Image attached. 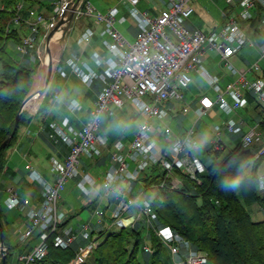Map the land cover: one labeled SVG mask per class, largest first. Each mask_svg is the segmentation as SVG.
Returning a JSON list of instances; mask_svg holds the SVG:
<instances>
[{"label":"built area","instance_id":"built-area-1","mask_svg":"<svg viewBox=\"0 0 264 264\" xmlns=\"http://www.w3.org/2000/svg\"><path fill=\"white\" fill-rule=\"evenodd\" d=\"M71 1L56 0L49 18L33 7L26 8L23 13V2L18 1L13 15L6 23V32L22 25L27 27V32L21 36L20 41L12 39L5 45L13 43L22 60L29 64L35 63L44 55L48 33L67 14ZM120 1L127 4V11L137 26L132 41L118 28L124 20L119 15L118 7L112 6L102 12L90 0H80L74 11L78 13L83 7L84 15L93 17L102 24V33L110 38L105 43L108 55L89 46L87 60H83L73 50L63 57V63L56 68L57 74L66 76L64 65L68 66L86 86L90 87L98 81L101 87L96 92L88 117L81 127L74 126L67 117L62 118L61 113L57 115L58 118L61 117L59 124L55 121L48 123L51 129L49 139L56 145L62 141L67 152L63 160L51 163L49 172L53 175L52 182L38 181L40 199L37 205H31L32 188H28L25 195L20 197L11 182L7 183L3 178L1 180L0 192L7 193L4 203L16 207L23 217L21 224L7 227L9 246L14 248L10 264H31L44 257L51 233L54 234V246L73 249V264L83 263L91 256L100 242L93 234L94 228L98 227L91 220H85L77 233L70 228L59 231L60 225L67 218L59 204L61 191L65 189L69 179L76 178L80 186L91 187L100 200H106L103 207L98 206L94 210L97 225L105 217L109 219L110 225L119 228H137L142 223L146 230H153L169 251L174 264H208L204 255L195 249L182 252L185 241L169 226H156L155 212L144 197L138 179L149 166L158 165L166 172L171 188H178L181 181L175 170L197 182L199 175L206 171L207 163L197 154L200 145L197 141L196 121L180 132H175L166 124L156 128L153 123L154 119L168 118L174 102L181 104L178 110L182 116L193 111L196 119H200L215 104L226 114L235 113L248 104L246 94H249L262 105L264 111V67L259 64L260 59L264 61V43L258 46L260 59L248 67L238 68L232 59L239 49L247 43H253L251 40L247 41L246 30L253 16L252 9L256 5L261 6V23L264 27V0H239L240 9L229 13L222 9L220 26L208 34L188 25L187 19L194 11V0H163V6L154 9V13L140 10L137 7L140 0ZM225 1L233 3V0ZM2 7L3 4H0V8ZM239 19L248 23L241 26ZM68 29L61 30L60 37L53 40V44L61 41ZM93 35L94 30L88 27L82 32L80 41L88 46ZM208 52L217 54L218 65L223 67V73L234 76L224 87L220 85V77L210 73L203 64ZM193 72L203 78L213 92V97L204 94L193 101L185 99L183 89L191 83ZM54 96L59 99L58 92ZM126 102L131 103L141 120L126 148L121 140H116L110 146L107 138L100 132L102 116L110 106L122 108ZM66 107L72 113L82 109L81 103L75 98H70ZM261 123L264 124V118L259 119L256 126H248L241 132L236 145L248 148L260 141ZM245 125L242 117H230L222 123H215L210 128L206 150L209 153L224 150L226 145L223 137L235 134ZM43 131L44 128L41 127L40 132ZM157 133L164 140V150L154 138ZM93 153L98 156L103 154L108 158L104 174L99 179L90 178L81 171V157ZM263 153L264 147L258 154ZM135 183L140 186L138 194L133 193ZM263 185L260 178L258 186L262 188ZM78 240L83 243L78 245ZM3 249L7 254V247L3 246ZM142 252L150 256L153 249L144 242ZM2 255L0 252V261Z\"/></svg>","mask_w":264,"mask_h":264},{"label":"trees","instance_id":"trees-1","mask_svg":"<svg viewBox=\"0 0 264 264\" xmlns=\"http://www.w3.org/2000/svg\"><path fill=\"white\" fill-rule=\"evenodd\" d=\"M18 1L0 0V4H3L0 8V144L11 133L21 104L42 87L47 72L43 56L34 64H29L12 56L6 49V42L21 39L17 29L7 33L5 28ZM231 5L227 3L225 6L227 13L234 10ZM256 9L260 12L261 6L256 5ZM260 16V13L253 14L249 20L248 29L254 33L263 27ZM60 34L61 30L55 33L54 41L58 40ZM61 51V46L50 45L51 75L61 60ZM41 95L25 103L9 144L0 149V185L5 151L18 139L19 128L32 119V111ZM246 95L248 105L255 102V109L261 106L259 114L264 118L262 105L249 94ZM260 149L256 144L248 148L236 145L222 158L221 151L212 152L206 171L199 175V182L175 170L181 181L178 188H171L166 172L158 165L143 172L138 181L144 197L155 212L156 226H169L183 241L189 242L197 252L203 254L208 264H264V219L253 220L249 211L250 206L257 205L252 215L260 211L264 214V192L257 189L258 168L264 160V153L258 154ZM236 177H239V182L233 187L231 182ZM0 221L3 244L8 249L5 263L10 264L14 248L9 246L1 205ZM53 235L51 233L49 236L46 255L31 264H73V249L54 246ZM97 237L99 244L91 256L80 264H174L169 251L153 230H146L142 223L137 228L104 229L97 233ZM144 242L152 247L153 252L147 260L142 261L138 255ZM164 250L169 254L168 259Z\"/></svg>","mask_w":264,"mask_h":264},{"label":"crops","instance_id":"crops-1","mask_svg":"<svg viewBox=\"0 0 264 264\" xmlns=\"http://www.w3.org/2000/svg\"><path fill=\"white\" fill-rule=\"evenodd\" d=\"M21 1L23 2V9H22L23 13L26 12L25 11L26 8L33 7V8H36L37 11L41 13L44 17L49 18L52 14V8L56 0H21ZM142 1L143 0L139 1L137 7L140 10H148L151 13H154V9H158L163 6V3H162L163 0H146V4L143 5L142 8H140L139 4ZM238 1L239 0H233V3L231 5V6H234L233 9H235V7L236 8L239 7L240 9ZM112 6L118 7L119 15L124 18V20L119 24V25H122L121 32L125 36L130 35L133 38L136 32L137 26L127 11V4L121 2L120 0H117L115 4L104 8V10H100V9L99 10L102 12H105L109 7H112ZM80 9H82V7ZM80 9L78 13H83V12H80ZM252 12L253 14H256V15L260 13L261 14L260 17H262L263 15L262 9L260 12H257L256 6L252 9ZM187 22L190 27L198 28L202 30L199 25H197L192 19H190V17L187 19ZM88 27L89 28L91 27L94 30V35L90 41V44L88 46H85V43L80 41V36L82 32ZM17 28H18L17 31L20 36H22L25 32H27V27L25 25H22L21 27H17ZM70 32H71V28L69 26V29L67 33L65 34V36L63 37V39L59 41L58 43H54V45L56 46H61V49H62L61 60L58 63V65L62 64L63 57L73 50L77 51V53L83 60H87L88 55L86 52L89 46H91L96 51L102 53L103 55H108V51H107L105 43L110 41V38L106 34L102 33V24L98 23L93 17H86L85 24L81 28L75 29L72 35H70ZM251 41H253L252 44L247 43L246 45L250 46L252 50L254 49L255 51L259 53L258 46L264 43V35H262L260 32L255 33V39ZM241 49H239V51ZM210 53L205 54L204 61H206L210 57L209 56ZM214 54L217 55L216 53ZM16 58L22 60L21 57H19V55ZM232 59H233L235 66L238 68H245V67H248L251 63H253L252 61L250 62L247 58H244V57L240 58L237 54L234 57H232ZM30 64H34V63H30ZM56 68H55L54 73L50 77V81L47 85L45 92L39 97L32 111V115H33L32 119L19 128L18 139L12 146H10L5 151V164L3 167L2 178L7 183L9 182L12 183L14 190L17 192V194L20 197L25 195V192L28 188H32L33 189L32 196H31L32 206L37 205L40 199V196L38 193V189H39L38 181L46 180L48 182H52L53 175L49 172V167L51 163L56 162V160L57 161L63 160L67 152V148L65 144L62 143V141H59L56 145L52 143V141L49 139L48 134L51 131V129L48 126V123L55 121V123L59 124L61 121V117L58 118L57 115L58 113H61L62 118L67 117L74 126H76L77 128L81 127L82 124L85 123L88 117V111L92 107L96 92L101 87V84L98 81L94 82L92 86L90 87L86 86L85 84L81 82L79 77L75 75L74 72H72V70L68 66L64 65L66 76H60L59 74H57ZM206 69L210 73L220 77L221 82H225V84L234 78L233 75L225 74L222 71L212 72L207 67ZM195 74L196 73H193L192 75H195ZM248 76L252 77V75H248ZM71 78H75V80L79 82L80 89L77 88L76 85H72ZM205 85L207 86V84ZM207 88L209 89L208 86ZM55 92L59 93V99H57L54 96ZM211 93L213 92L211 91ZM207 96L211 97L209 95ZM70 98L77 99L82 105V109L78 111L77 113L70 112L66 107L67 101ZM185 99H186V95H185ZM126 104L130 105L131 108L135 110L130 102H126L124 106ZM179 107H181V104L174 102L173 108L170 110V116L163 120L154 119L153 123L155 124L156 128H160L166 124L170 126L174 131L176 129L175 132H180L183 129L191 126L193 122L196 121V126H198V128L200 129V130H197L199 133L197 136V141L200 145V149L198 150L197 154L207 164L210 161V155L208 154L209 151L206 150L207 140H204L201 138L203 136H209L211 126H213L215 123H222L223 121H225L226 119L230 117L232 118L242 117L246 125L243 126L242 129L241 128L238 129V131L233 135L227 134L228 136L233 137L232 139L234 140V142H236L235 143V146H236L237 141L241 135V132H244L248 126H253V127L256 126V124L258 123V120L262 118L259 114V108L261 106L258 109H255L254 107H252V105H248L243 108L244 109L243 112L242 111L239 112L240 110H237L235 113L226 114L220 111L217 105L215 104L208 110L207 114H205V116L207 117V121L204 127L207 126L208 129L202 130L201 129L202 124L200 122V119L204 115L200 119H196L194 112L190 111L193 113L195 118L191 121V124L189 126H186L183 123V118L185 116H182L179 113V110H178ZM108 110L105 111L106 114ZM232 114H234L235 117L231 116ZM104 115L102 116L100 132L107 138L110 146H112V144L116 140H121L124 148H126L132 136L135 133L136 125L141 120V117L137 114L140 117V119L135 122V125L133 126L131 130L132 131L131 135L126 136L125 128L127 127V125L125 124L126 122L124 120V117H121L120 115H112L110 118H108L106 117V115L105 116ZM246 115H249V117L251 116V118L249 117L246 118ZM41 127L44 128L43 132H40ZM259 129L263 130L264 124L259 125ZM263 136H264V132H261V140L255 143L260 148L264 147V140L262 139ZM154 138L156 139L158 145L164 150L165 143H164L162 136L159 133H157ZM200 141H204L203 146L201 145ZM107 163H108V158L106 155L101 154L100 156H98L97 154H94V153L91 155H84L81 157L82 174L87 173L90 178L99 179L103 176ZM258 172L264 173V161L258 168ZM71 181H72L71 189H73V191L75 190V197L73 198L71 203H65L62 195L60 197L59 204L62 207L63 211L65 212L67 218L65 221L66 223L62 227L59 228V231H61L62 228H70L72 232L77 233L81 224L85 220H91L92 224L98 227V229L94 228L93 234L95 237L97 236V233L99 231L106 229L105 228L106 226L104 224L105 218L102 219L99 225L96 224L95 222L96 219L94 217V210L98 206L103 207L105 205L106 200L104 199L100 200L97 192L93 189H90L91 187L80 186L78 184L77 178L71 179ZM133 186H134L133 193L138 194L139 188H140L139 184L135 183V185ZM3 194L6 195L5 196L6 198L7 193L0 192V205H1L3 223L5 225V228H7L9 225L17 226L21 224L23 220L22 214L18 211L16 207L7 206L4 203V201H2ZM12 210L15 213V220L12 222H9L8 216H9L10 211ZM79 213H80V217L78 215ZM74 216H77L76 222H73L69 224V226H67V222L71 220V218H74ZM82 243H83L82 240H78V245Z\"/></svg>","mask_w":264,"mask_h":264},{"label":"rangeland","instance_id":"rangeland-1","mask_svg":"<svg viewBox=\"0 0 264 264\" xmlns=\"http://www.w3.org/2000/svg\"><path fill=\"white\" fill-rule=\"evenodd\" d=\"M116 1L117 0H90V2L100 10H104V8L115 4ZM145 4H146V0H143L139 4V7L142 8V6ZM226 5H227V3L225 0H194L193 1L194 12H193V14H191L190 19H192L197 25H199L204 33L208 34L210 31L215 30L220 26V23L222 21V12H221L222 9L224 11L228 12V8L227 7L225 8ZM235 10L238 11L239 7L238 8L235 7ZM80 12H84L83 7H82V9H80ZM86 17H88V16L84 15L83 13H77V12L74 13L73 18H72L71 23H70V28H71L70 35H72V33L75 29L81 28L85 24V18ZM238 23L241 26H244L246 23H248V21H242L239 19ZM118 28L121 31L122 25H118ZM258 31L262 35H264V28L259 27ZM246 36H247V41L255 39V33L253 32L252 29L247 30ZM126 38L129 41H132V37L130 35H126ZM6 49L9 51V53L12 56L18 57V54L13 47V43L12 44L7 43ZM208 53H210V52H208ZM237 55L240 58H243V57L247 58L250 62L251 61L254 62V61H257L260 59V54L257 51H255L254 49L252 50V48H250V46H248V45L243 46V48L237 53ZM209 56L210 57L206 61H204L203 64L212 72L222 71L221 68H223V67L218 65L219 57L217 55H215L213 52H211L209 54ZM259 64L261 67H264V61L263 60H259ZM193 73H195V72H193ZM193 73H191V78H192L191 83L189 84V86L187 88L183 89V92L186 95V99L191 101L193 99L199 98L204 93L213 97V93H211V91H209V89L205 85L206 84L205 81L201 78V76L197 73L195 75H192ZM71 82H72V85H76L77 88L80 89V84L77 80H75V78H71ZM220 85H221V87H224L225 82H220ZM204 87H206V88H204ZM254 103H252L250 105H252V107H253ZM246 106H248V104ZM239 110H240L239 112L244 111L243 108H241ZM105 115L108 118H110L112 115H120L121 117H124V120L126 122L125 124L127 125V127L125 128V135L126 136L131 135V133H132L131 130H132L133 126L135 125V122L140 119V117L137 115V112L135 110H133V108H131V106L128 104H126L122 109L117 108L115 106H110V109L108 110L107 114L105 113ZM231 116L235 117L234 114H232ZM248 117H249V115H246V118H248ZM194 118H195V116L193 115L192 112H190L188 115H186L183 118V123L186 126H189L191 124V121ZM249 118H251V116ZM206 121H207V117L204 115L200 119V122L202 124L201 125L202 130L208 129L207 126L204 127V125L206 124ZM196 127H197V130H200L198 128V126H196ZM263 130L261 129L259 131L264 132ZM175 131H176V129H175ZM208 137L209 136H203L201 139L207 140ZM263 137H262V139L264 140ZM232 138L233 137H230L228 135H226L224 137L223 140L226 143V148L220 152V158H222L225 153H227L229 150H231L235 146L236 142H234V140ZM200 142H201V145L203 146L204 141H200ZM208 154L210 155V157H212V154H210V153H208ZM155 166L156 165L149 166V168L146 171L150 170L151 167H155ZM260 178L263 180V183H264V173L258 172V180ZM71 188H72V181H71V179H69V181H67V183L65 185V189L61 191V195L64 198L65 203H71L73 198L75 197V190L73 191V189H71ZM257 189L259 192H264V185L262 188H260L257 185ZM5 196H6L5 194L2 195V201H4ZM256 207H257V205H252L249 207V211L251 212V216H252L253 220H263L264 214L261 211L257 214L255 213L252 215V212H253L254 208H256ZM78 215L80 217V213ZM14 220H15V213L12 210L9 213L8 221L12 222ZM76 220H77V216H74V218H71V220H69L67 222V226H69V224H71L73 222H76ZM104 224L106 226L105 228L107 231L115 230L117 228L114 225H110V221L108 220L107 217H105V219H104ZM12 226L13 225H9L8 227H12ZM188 249H195V248L189 242L185 241L182 252L185 253V251ZM164 255L168 259L169 254L167 253L166 250H164ZM138 257L142 261L148 259V256L144 255L142 251L139 252Z\"/></svg>","mask_w":264,"mask_h":264},{"label":"water","instance_id":"water-1","mask_svg":"<svg viewBox=\"0 0 264 264\" xmlns=\"http://www.w3.org/2000/svg\"><path fill=\"white\" fill-rule=\"evenodd\" d=\"M79 2H80V0H72L70 2V4H69V8L67 10V14L63 15V17L57 21V23L54 26V28L48 33L46 41H45L44 55H43V63L47 66V72H46L44 83H43L42 87L38 91L34 92L29 97H27L23 101V103L21 104V106H20V108L18 110V113L15 116L12 131L9 134V136L0 144V149L5 148L9 144V141H10L11 137L13 136V134H14V132L16 130V127L18 125L19 114H20L21 110L23 109L25 103L27 101H29L30 99H32V98L38 97L39 95H41L43 93V91L46 90L47 85H48V83L50 81L51 72H52V59H51V54H50V45L53 44V40H54L53 39V35H54L56 29L59 28V27L61 28L62 31H66L68 29V26H69V24H70V22L72 20L74 11H75V9H76V7H77ZM2 234H3V227H2V224H1V221H0V252L3 253L1 264H6L5 263L6 253H5L4 249H3L4 244H3V240H2Z\"/></svg>","mask_w":264,"mask_h":264},{"label":"clouds","instance_id":"clouds-1","mask_svg":"<svg viewBox=\"0 0 264 264\" xmlns=\"http://www.w3.org/2000/svg\"><path fill=\"white\" fill-rule=\"evenodd\" d=\"M238 182H239V177H236L233 179V181L231 183H232L233 187H235L236 184H238Z\"/></svg>","mask_w":264,"mask_h":264},{"label":"bare ground","instance_id":"bare-ground-1","mask_svg":"<svg viewBox=\"0 0 264 264\" xmlns=\"http://www.w3.org/2000/svg\"><path fill=\"white\" fill-rule=\"evenodd\" d=\"M59 30H61V28H60V27L56 29L55 33H56L57 31H59ZM55 33H54V35H55ZM54 35H53V36H54Z\"/></svg>","mask_w":264,"mask_h":264}]
</instances>
